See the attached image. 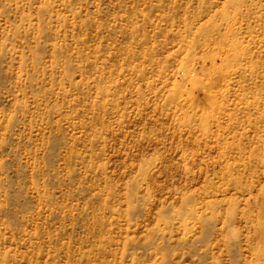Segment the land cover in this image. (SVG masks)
<instances>
[{
	"label": "rangeland",
	"instance_id": "obj_1",
	"mask_svg": "<svg viewBox=\"0 0 264 264\" xmlns=\"http://www.w3.org/2000/svg\"><path fill=\"white\" fill-rule=\"evenodd\" d=\"M0 264H264V0H0Z\"/></svg>",
	"mask_w": 264,
	"mask_h": 264
}]
</instances>
